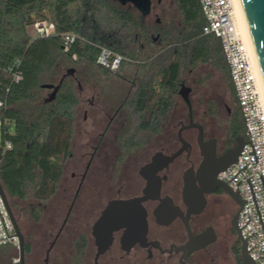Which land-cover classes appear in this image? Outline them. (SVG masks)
I'll return each mask as SVG.
<instances>
[{"label":"flooded vegetation","instance_id":"flooded-vegetation-1","mask_svg":"<svg viewBox=\"0 0 264 264\" xmlns=\"http://www.w3.org/2000/svg\"><path fill=\"white\" fill-rule=\"evenodd\" d=\"M195 70L181 74L177 92L149 119L136 111L141 69L110 70L104 84L75 74L80 103L57 190L27 206L11 203L25 235V264H218L220 254L241 264V196L240 203L217 188L203 211L189 213L183 195L186 172L199 177L201 143L214 148L215 171L234 156L240 137L215 69ZM183 84L191 87V105ZM192 121L202 126V141ZM81 126L86 139L76 154ZM201 234L213 240L193 249L191 239Z\"/></svg>","mask_w":264,"mask_h":264},{"label":"trees","instance_id":"trees-1","mask_svg":"<svg viewBox=\"0 0 264 264\" xmlns=\"http://www.w3.org/2000/svg\"><path fill=\"white\" fill-rule=\"evenodd\" d=\"M126 2L0 0V181L10 199L32 196L44 200L56 192L72 153L80 103L76 75L85 84L106 83L110 69L97 63L102 45L129 58L119 69L141 67L134 97L136 111L145 119L151 118L158 106H167L188 68L214 64L224 73L235 104L231 130L234 136L246 138L221 40L215 34L203 33L206 20L200 1L174 0L179 21L155 25L147 22L145 9ZM46 18L54 33L32 35L29 27ZM70 31L77 38L65 49L63 34ZM154 34L159 35L157 44ZM70 69H74L73 74H67ZM15 73L21 75L19 81H15ZM63 75L54 98L48 99L53 88L43 85H57ZM13 248L17 249L12 244L1 245L0 259ZM15 257L12 264H20Z\"/></svg>","mask_w":264,"mask_h":264},{"label":"built area","instance_id":"built-area-1","mask_svg":"<svg viewBox=\"0 0 264 264\" xmlns=\"http://www.w3.org/2000/svg\"><path fill=\"white\" fill-rule=\"evenodd\" d=\"M199 1L206 20L203 33L215 34L221 40L246 127V143L238 159L221 170L218 177L240 194V237L256 264H264V96L259 69L240 29L233 0ZM30 27L35 36L54 33V26L47 18L35 21ZM76 38L74 32H65V49H69ZM99 49L97 63L111 71L119 69L122 62L129 59L106 45ZM14 79L19 81L21 75L15 73ZM2 104L0 100V106ZM6 144L10 146L9 142ZM3 244L19 249V238L0 194V246ZM14 261L19 262V256Z\"/></svg>","mask_w":264,"mask_h":264},{"label":"water","instance_id":"water-1","mask_svg":"<svg viewBox=\"0 0 264 264\" xmlns=\"http://www.w3.org/2000/svg\"><path fill=\"white\" fill-rule=\"evenodd\" d=\"M128 2H133L138 8L142 10L145 9L146 13L150 12V0H128L126 3ZM239 2L264 83V0H239ZM73 73L74 69H70L67 72V74ZM65 76L66 75H63L60 83L57 85H43L44 87L53 88V92L50 94L48 99L54 98L55 93L60 87V84ZM190 91L191 87L186 86L185 84H183V88L180 90V93L189 105H191L189 96ZM188 126H198L201 129L199 139L200 141H202V126L193 121ZM245 143L246 140L243 136L238 137V145L235 149L234 156L230 160L223 163L215 171H211L210 169V164L214 159V148H210L208 144L201 143V151L204 156V160L198 170L199 177H195L193 172H190V170L187 171L185 174V185L183 195L185 203L188 205L189 213H200L201 211H203L206 206V194L215 191L217 188H223L241 203L240 194L237 191L233 190L228 183L220 180L217 176L221 170L225 169L229 164L235 162L238 159V156L240 155V152L242 151ZM1 158L2 155H0V160ZM169 159H173V156H171ZM196 178L199 180L200 185L197 184ZM0 194L3 197L5 205L13 221L16 234L19 238L20 264H25V235L13 213L10 198L5 188L3 187L1 181ZM207 235H209V233ZM212 240L213 237L207 238L206 234H201L199 236H196L195 238H192L190 244L192 245L193 249H200ZM241 253V264H256V262L251 258L245 242H243Z\"/></svg>","mask_w":264,"mask_h":264},{"label":"rangeland","instance_id":"rangeland-1","mask_svg":"<svg viewBox=\"0 0 264 264\" xmlns=\"http://www.w3.org/2000/svg\"><path fill=\"white\" fill-rule=\"evenodd\" d=\"M125 1H128V0H125ZM151 4L152 5H151L150 12L146 16V19H147L148 23L153 24V25H155L156 23L166 24V23H169L171 21V19H174L175 23H177L179 21L178 17L175 16L177 11H176V7H175V4H174V0H161V2H159L158 0H152ZM127 5H131V4L128 3ZM237 20H238V18H237ZM238 23H239V20H238ZM239 26H240V23H239ZM240 29L242 31L241 26H240ZM29 32L32 35H34L33 29L31 27H29ZM242 33H243V31H242ZM153 39H154V44H157L159 42V35L154 34L153 35ZM223 54H224V57H225L224 51H223ZM225 59H226V57H225ZM226 62H227V60H226ZM213 65H211L209 62L201 63L195 68L196 69L195 71H202L204 73L205 72L206 73L207 72L210 73V71H212V69H215L216 76L218 77V79L221 81V84H222V93H223V96L225 98V101L228 103V105H232L233 109H234L235 104L233 105L232 102H231L232 101V97H231V94H230V89H229L228 84H227L226 79H225V75L221 71L217 70L218 68H215ZM227 67H228V72L230 74L231 82H232L233 87H234V83H233V80H232V77H231V73H230V68H229L228 62H227ZM135 69H141V67L136 66ZM189 69L190 68H188V70ZM186 72H188V71H186ZM88 88L89 87H86L85 93L88 92V90H89ZM234 91H235V87H234ZM237 101H238V98H237ZM238 104H239V101H238ZM240 108H241V106H240ZM241 111H242V108H241ZM242 115H243V112H242ZM81 118L82 117H80V119ZM81 128H83V127L82 126L80 128L78 127V131H77V133H76V135L74 137V145H73L74 148H73V150H74V152L76 154L79 152V150L81 148L80 147V142H83L86 139V137H85V135L83 133H79ZM0 139H1V126H0ZM16 200L17 199H15V198L10 199L11 202L16 201ZM34 201H35V199L31 196L27 200H20V203L22 205H24V206H27V203L34 202ZM26 213H27V210H26ZM21 219H22V224H23L24 218L22 217ZM21 229L23 231V227L22 226H21ZM14 256H17V257L19 256V249L18 248L17 249L13 248V249H11V251L9 253H6L0 259V264H12V260H13ZM218 264H232V256L230 258L228 257V260H227L224 257V254H220V256L218 258Z\"/></svg>","mask_w":264,"mask_h":264},{"label":"bare ground","instance_id":"bare-ground-1","mask_svg":"<svg viewBox=\"0 0 264 264\" xmlns=\"http://www.w3.org/2000/svg\"><path fill=\"white\" fill-rule=\"evenodd\" d=\"M233 4H234L235 15L238 18L240 26L242 28V31H243L246 39H247L249 48H250L251 53H252L253 60H254V62L256 64V66L259 69V66H258V63H257V60H256V56H255V53H254V49H253V46H252V43H251V39H250V36H249V33H248V29H247V26H246V23H245V19H244V16H243V12H242V9H241V6H240V2H239V0H233ZM258 71H259V75H260L262 93H263V96H264V83H263V80H262V76H261L260 70H258Z\"/></svg>","mask_w":264,"mask_h":264}]
</instances>
